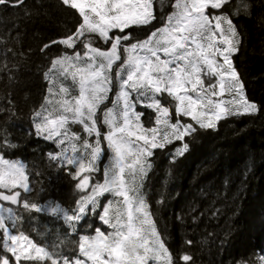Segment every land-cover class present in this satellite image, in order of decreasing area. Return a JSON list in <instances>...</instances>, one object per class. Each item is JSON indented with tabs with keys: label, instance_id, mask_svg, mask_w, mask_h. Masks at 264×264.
<instances>
[{
	"label": "snow or ice",
	"instance_id": "obj_1",
	"mask_svg": "<svg viewBox=\"0 0 264 264\" xmlns=\"http://www.w3.org/2000/svg\"><path fill=\"white\" fill-rule=\"evenodd\" d=\"M60 4L78 23L41 49L62 46L45 73L50 86L34 111V129L54 142L58 150L47 153L49 162L81 195L71 208L40 203L27 164L0 151V264H190V254L174 257L167 247L144 180L157 150L171 145L173 158L181 157L198 129L262 110L246 96L233 60L241 43L234 16L249 5L240 0L221 11L232 0H172L160 26L150 28L162 0ZM0 6L27 12L25 0H0ZM33 214L62 220L65 237L44 239Z\"/></svg>",
	"mask_w": 264,
	"mask_h": 264
},
{
	"label": "trees",
	"instance_id": "obj_2",
	"mask_svg": "<svg viewBox=\"0 0 264 264\" xmlns=\"http://www.w3.org/2000/svg\"><path fill=\"white\" fill-rule=\"evenodd\" d=\"M162 2L150 28L159 27L171 10L172 0ZM245 2L249 10L234 16L241 43L233 60L246 96L262 110L229 116L214 130L198 129L181 157L173 158L171 145L157 150L144 180V194L167 247L174 257L190 254V264H240L246 259L258 264L264 256V0ZM239 3L232 0L221 11ZM25 6L27 12L24 6H0V151L27 164L36 188L32 195L40 203L57 200L71 208L81 193L64 170L49 162L47 153L58 149L36 135L33 116L50 86L45 73L62 46L41 49L74 29L78 17L60 0H25ZM105 163L101 161V168ZM33 215L44 239L65 237L62 220ZM91 223L99 226L96 220ZM81 227L88 231L83 222ZM68 238L75 240L76 235Z\"/></svg>",
	"mask_w": 264,
	"mask_h": 264
},
{
	"label": "rangeland",
	"instance_id": "obj_3",
	"mask_svg": "<svg viewBox=\"0 0 264 264\" xmlns=\"http://www.w3.org/2000/svg\"><path fill=\"white\" fill-rule=\"evenodd\" d=\"M139 109H141V108H138L137 110H138V111H141V110H142V109H141V110H139ZM144 111H146V110H144ZM241 116H242V115H241ZM146 118H147V114L145 113V120H146ZM145 126H148L147 122L145 123ZM96 178H97V177H96ZM97 179H98V178H97ZM98 223H99V222H98Z\"/></svg>",
	"mask_w": 264,
	"mask_h": 264
}]
</instances>
